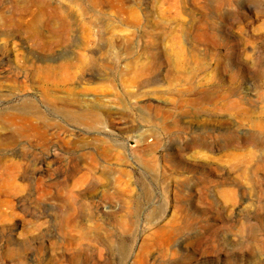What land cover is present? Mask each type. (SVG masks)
Wrapping results in <instances>:
<instances>
[{"label": "rangeland", "instance_id": "obj_1", "mask_svg": "<svg viewBox=\"0 0 264 264\" xmlns=\"http://www.w3.org/2000/svg\"><path fill=\"white\" fill-rule=\"evenodd\" d=\"M2 170L0 264H264V0H0Z\"/></svg>", "mask_w": 264, "mask_h": 264}, {"label": "bare ground", "instance_id": "obj_2", "mask_svg": "<svg viewBox=\"0 0 264 264\" xmlns=\"http://www.w3.org/2000/svg\"><path fill=\"white\" fill-rule=\"evenodd\" d=\"M141 71L142 70L140 69V72ZM60 106L63 107V105H60ZM58 107H59V105H58ZM33 109H35L37 112H39L37 105H20V106L16 107L14 110H11L8 112V117L5 119L7 124H9V125L14 124V125L18 126V124L20 122L19 120L25 119L28 123H30V125L26 126L25 128H22V126H21L22 129L14 130V131L9 133L10 135H5L7 137V140H8V138H14L15 134L27 135V134H29L30 130H32V132L36 131L37 133L39 132L40 134H44L42 131L39 130L40 123L38 122L37 124H34L31 121V117H32L31 115L32 114L36 115V112H34ZM39 118L43 119L42 117H39ZM5 136H3V138ZM15 174H16V171L2 170L0 172V195L3 193L4 194L7 193L4 189L7 183L10 185L14 184Z\"/></svg>", "mask_w": 264, "mask_h": 264}]
</instances>
